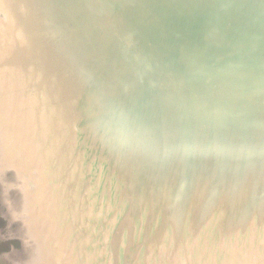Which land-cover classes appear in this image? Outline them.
<instances>
[{"label": "water", "instance_id": "water-1", "mask_svg": "<svg viewBox=\"0 0 264 264\" xmlns=\"http://www.w3.org/2000/svg\"><path fill=\"white\" fill-rule=\"evenodd\" d=\"M0 264H264V0H0Z\"/></svg>", "mask_w": 264, "mask_h": 264}]
</instances>
